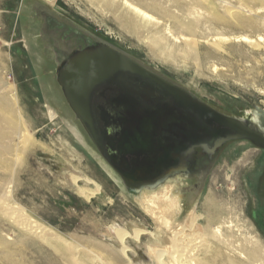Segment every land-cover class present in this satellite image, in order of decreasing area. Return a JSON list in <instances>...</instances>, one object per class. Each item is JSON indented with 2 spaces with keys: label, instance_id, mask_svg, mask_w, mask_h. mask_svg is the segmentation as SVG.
Here are the masks:
<instances>
[{
  "label": "rangeland",
  "instance_id": "rangeland-1",
  "mask_svg": "<svg viewBox=\"0 0 264 264\" xmlns=\"http://www.w3.org/2000/svg\"><path fill=\"white\" fill-rule=\"evenodd\" d=\"M183 2L189 4L188 0ZM213 2L220 13H225L226 7L245 5L264 17V6L243 4L241 0ZM173 10L181 17L195 19V15L188 16L176 7ZM199 13L201 59L179 60L170 65L153 56L145 42L124 32L112 13L92 0H0V85L14 86L25 120L37 145H41L27 155L24 168L18 170L10 188L15 205L78 248L87 246L95 252L105 253L107 247L119 249L107 236L106 225L114 220L121 223L137 219L155 231V220L142 211L70 107L58 81L59 64L67 54L84 46L78 37L87 36L123 51L227 115L246 116L257 106L264 108V27L244 31L213 22L206 9ZM138 23L143 26L141 21ZM148 26L142 28L147 41L161 31L154 23ZM215 32L232 37L222 54L208 43ZM243 36L257 39L263 47L254 48L241 40ZM170 41L180 50L173 38ZM130 110L132 122L127 121L125 127L142 138L138 125L151 114L142 118L136 106ZM140 117V123H136L134 119ZM71 123L81 130L87 145L73 132ZM196 158L197 170L190 178L188 174L186 209L179 220L183 221L193 208L205 212L204 203L211 194L213 201L228 211L223 213L226 225L232 224L236 233V246L247 247L264 264V149L242 139L228 141L218 148L207 175L198 171V166L206 163V155L199 151ZM68 161L98 180L113 202L106 204L107 195L103 193L86 201L75 189L61 184L60 166ZM144 238V243L149 240ZM53 245L50 239L24 231L0 211V264H66ZM132 258L133 264H138V258Z\"/></svg>",
  "mask_w": 264,
  "mask_h": 264
},
{
  "label": "bare ground",
  "instance_id": "bare-ground-1",
  "mask_svg": "<svg viewBox=\"0 0 264 264\" xmlns=\"http://www.w3.org/2000/svg\"><path fill=\"white\" fill-rule=\"evenodd\" d=\"M183 1L92 0L102 10L111 12L113 19L124 32L145 42L153 56L170 65L176 64L179 60L198 62L201 59L200 45L202 44V37L199 35L198 30L202 18L201 13H199L201 9H206L212 14L211 20L213 22L226 26H237L244 31L249 28L264 27V17L261 14H256L257 10L251 6L227 8L225 5L226 12L220 13L213 0H188L189 4ZM241 1L243 4L253 3L261 7L264 6V0ZM174 7L188 14V16L195 15V19L179 16V12L176 14V11L173 10ZM138 21H141L143 26ZM150 23H154L155 27L161 31L155 37L151 36L147 41L143 37L142 28L150 27L148 26ZM172 38L175 40L174 43L180 47V50L177 49L176 45L170 43ZM261 38L259 40H262ZM231 40L232 37L222 33L216 34L208 43L216 53L222 54L226 50L225 45ZM241 40L247 41L254 48L263 47L257 39L251 40L243 36ZM66 62L67 60L59 68V71ZM123 74L122 71H118L116 76L122 77ZM129 74L131 76L136 74L146 80L148 83L141 87L138 86V88L140 87V91L156 97L160 102H164L166 100L165 95L171 93V95L178 96L180 99L185 98L180 91L169 90L171 93H164V91H161V88H164L162 83L141 70L131 68L126 75ZM151 83H156L157 88L152 86ZM258 109L263 114L259 117L264 127V108ZM69 126L80 140H84V135L75 123H71ZM85 140L82 141V144L87 145ZM39 145H37L34 133L25 120V115L15 95L14 86L0 85L1 215L18 224L24 231L32 233L34 236L36 234L41 235L54 242V249L61 254L60 258L66 264H121L124 260L126 264H133L132 256L138 258V264H262L258 262L251 251L247 250V247L236 246L237 238L234 228L231 226L232 224L230 226L226 225L225 221L224 213L228 214V211L214 202L211 194L204 203L205 212L201 213L193 208L187 210L188 213L183 221L179 220L186 209L185 192L187 190V180H180V178L177 181L167 180L161 184L163 179L167 178L165 177L139 188L128 186L119 174L121 176H119L120 181L130 189L128 192L133 194L131 196L137 201L142 211L155 220V231L144 227V223L137 219L121 223L114 220L106 225L107 236L118 246L119 251L112 250L115 247H112V249L107 247L105 253L95 252L97 250L89 249L87 246L78 248L76 244L70 243L71 240L69 241V239L57 234L47 225L37 222L24 212L21 206L15 205L10 188L15 183L18 170L24 168L27 155L41 147ZM42 148L46 149V146L42 145ZM101 155L105 158L102 153ZM108 163L112 166L109 161ZM60 167L61 184L75 189L76 193L86 201H92L97 194L103 193L107 195L106 204L113 202L111 194H108L106 188L98 180L81 169H77L71 162L68 161ZM112 168L114 167L112 166ZM114 170L117 172L115 168ZM80 182H84L86 185H80ZM123 191L125 192V190ZM230 222L232 221L230 220ZM144 237L146 239L149 237V240L145 243L143 242Z\"/></svg>",
  "mask_w": 264,
  "mask_h": 264
},
{
  "label": "flooded vegetation",
  "instance_id": "flooded-vegetation-1",
  "mask_svg": "<svg viewBox=\"0 0 264 264\" xmlns=\"http://www.w3.org/2000/svg\"><path fill=\"white\" fill-rule=\"evenodd\" d=\"M46 18L48 17L46 16ZM78 39L84 42V46L81 48L80 45V47L74 52L67 54L64 57V60L60 61L59 68L66 60L79 51H89L99 48L102 45H107L105 43L95 41L94 39H89L87 36H81L78 37ZM118 51L125 54L121 50ZM146 83L148 82L136 74H133V76L129 74L128 76L126 75V77L116 76L107 81V86L101 87L99 92L100 94H103L104 91L107 92V106L111 108L114 116H122L121 122L123 121V123L131 121L130 119L132 117H130V108L133 106L138 108L142 118H144L146 114H151V116H147L148 118L143 120L141 123L142 125H138V130H144L147 133V137L153 141L154 149H152L148 155V162L141 164V161H144L145 159L144 156L140 157L138 160L135 156H133L129 157L128 162L125 163L122 159H120L118 152H112L108 148L105 150V158L112 164L120 175V172L127 174V176L133 174L137 175L142 172L141 181L145 184L154 183L167 177L163 179V182L161 183L163 184L167 180L177 181L179 178L180 180H187L188 174L191 173L189 176L190 178L195 173V170H197V167H194L197 163L196 156L199 151H202L206 155V163L198 166V171L207 175L214 165L218 148L223 146L228 141L239 139H224V136L231 134L233 130L221 128L216 124H209L200 115L202 111L192 108L190 103L185 101L183 98L180 99L178 96L171 95L172 93L169 91L170 89L165 86L164 88H161V91H164L166 94H168V92L171 93L165 95L166 100H164V102L167 103L160 102L156 97L140 91L139 88ZM151 85L155 88L158 86L156 83H151ZM138 86L140 87L138 88ZM128 88H131L133 91L128 93ZM99 102L100 101L98 100L95 104L98 105L100 104ZM258 108L262 107H255V109H252L253 111L251 110L252 113L251 111H247L245 114L246 116L232 117L237 118L241 122L251 121L264 133V127L262 126L259 117V115L262 116L263 114ZM142 118H135L134 120H136V123H140L139 121H141ZM136 137L141 138L140 134H136ZM222 137L223 141L221 140ZM242 140L254 143L249 139ZM261 148L264 149V147Z\"/></svg>",
  "mask_w": 264,
  "mask_h": 264
},
{
  "label": "water",
  "instance_id": "water-1",
  "mask_svg": "<svg viewBox=\"0 0 264 264\" xmlns=\"http://www.w3.org/2000/svg\"><path fill=\"white\" fill-rule=\"evenodd\" d=\"M131 68L152 75L162 83V86L170 90L183 93L184 100L189 101L192 108L202 111L200 115L209 124L233 130L231 134L224 136V139H249L257 146L264 147V133L251 121L241 122L235 117L211 108L183 88L166 81L118 50L102 45L89 51H79L71 56L59 71L58 81L63 87L67 101L104 156L108 148L112 152H118L120 159L125 163L128 162L129 157L135 156L138 160L144 156L145 159L141 164H145L144 162H148V155L154 149L153 141L147 137V133L140 130L143 137L137 138L134 131L125 127L126 122H121L122 116H114L111 108L107 106V92L104 91L103 94L99 92L101 87L107 86V81L116 77L118 71H122L124 73L122 77H126ZM132 91L131 88L127 90L128 93ZM98 100L100 104L96 105L95 102ZM221 140L223 141V137ZM120 173L130 187L141 188L145 185L141 181L142 172L128 176L123 172Z\"/></svg>",
  "mask_w": 264,
  "mask_h": 264
}]
</instances>
